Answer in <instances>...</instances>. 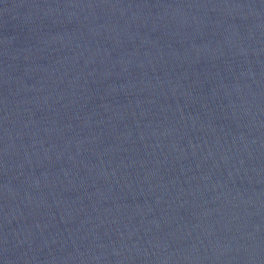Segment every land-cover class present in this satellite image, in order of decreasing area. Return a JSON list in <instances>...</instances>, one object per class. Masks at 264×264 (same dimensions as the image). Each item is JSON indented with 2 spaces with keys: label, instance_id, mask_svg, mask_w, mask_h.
Returning a JSON list of instances; mask_svg holds the SVG:
<instances>
[{
  "label": "water",
  "instance_id": "1",
  "mask_svg": "<svg viewBox=\"0 0 264 264\" xmlns=\"http://www.w3.org/2000/svg\"><path fill=\"white\" fill-rule=\"evenodd\" d=\"M0 264H264V0H0Z\"/></svg>",
  "mask_w": 264,
  "mask_h": 264
}]
</instances>
